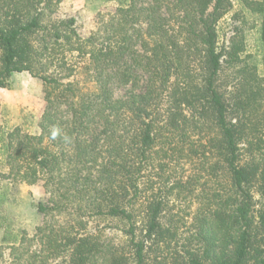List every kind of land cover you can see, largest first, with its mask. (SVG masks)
I'll use <instances>...</instances> for the list:
<instances>
[{
    "label": "trees",
    "instance_id": "1",
    "mask_svg": "<svg viewBox=\"0 0 264 264\" xmlns=\"http://www.w3.org/2000/svg\"><path fill=\"white\" fill-rule=\"evenodd\" d=\"M60 1L0 0V87L27 71L45 101L37 132L0 125V176L45 193L0 264H264V83L220 79L229 0H112L87 35Z\"/></svg>",
    "mask_w": 264,
    "mask_h": 264
},
{
    "label": "rangeland",
    "instance_id": "2",
    "mask_svg": "<svg viewBox=\"0 0 264 264\" xmlns=\"http://www.w3.org/2000/svg\"><path fill=\"white\" fill-rule=\"evenodd\" d=\"M247 1L260 0H229L227 12L217 22L218 47L229 43L239 47V57L229 65H223L220 79L227 91L234 90L238 82L249 80L256 73L264 83V59L258 39L259 17L246 6ZM115 3L112 0H61L56 11L60 17L73 16L76 19L78 31L87 35L95 26L97 12L111 11ZM243 83V82H242ZM126 87L116 88L115 95H123ZM45 108L43 84L40 78L33 77L27 71L13 72L6 87H0V125L6 128L20 126L28 132L38 131V123ZM253 111L251 116L259 112ZM258 112V113H257ZM184 169H190L191 164L185 162ZM181 171V168H177ZM258 196L255 195V198ZM45 193L41 184H12L0 176V245L3 257L6 259L8 248L13 237L16 239L22 229L33 234L35 228L42 222V214L36 209L39 201H44ZM187 201V202H186ZM177 202L175 210L179 214L191 212L194 205L186 200ZM186 220L190 216H185ZM115 220L102 222L107 233L121 238L122 234L115 226H106ZM118 225L121 226L119 222ZM95 224L94 221L91 222ZM116 233V234H115ZM7 241H3V237ZM62 261L60 260L59 263Z\"/></svg>",
    "mask_w": 264,
    "mask_h": 264
}]
</instances>
